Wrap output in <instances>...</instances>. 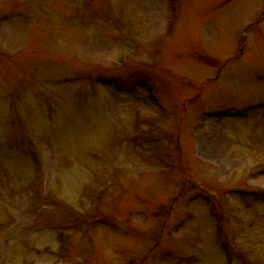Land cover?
Returning <instances> with one entry per match:
<instances>
[{
	"label": "rangeland",
	"instance_id": "rangeland-1",
	"mask_svg": "<svg viewBox=\"0 0 264 264\" xmlns=\"http://www.w3.org/2000/svg\"><path fill=\"white\" fill-rule=\"evenodd\" d=\"M0 264H264V0H0Z\"/></svg>",
	"mask_w": 264,
	"mask_h": 264
}]
</instances>
